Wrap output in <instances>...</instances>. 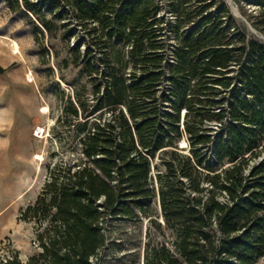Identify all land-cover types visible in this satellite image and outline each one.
<instances>
[{
    "label": "trees",
    "instance_id": "1",
    "mask_svg": "<svg viewBox=\"0 0 264 264\" xmlns=\"http://www.w3.org/2000/svg\"><path fill=\"white\" fill-rule=\"evenodd\" d=\"M4 1L46 32L45 17L60 20L59 5L69 7L94 25L103 68L96 84L98 70L84 60L95 104L70 106L82 121L80 158L54 166L18 217L47 225L26 264H91L108 220L140 217L165 232L163 242L145 244L142 264L264 258V42L247 30L264 36V0L254 15L238 7L245 25L220 0H166L173 66L160 40V0ZM153 200L158 213L148 210Z\"/></svg>",
    "mask_w": 264,
    "mask_h": 264
},
{
    "label": "rangeland",
    "instance_id": "2",
    "mask_svg": "<svg viewBox=\"0 0 264 264\" xmlns=\"http://www.w3.org/2000/svg\"><path fill=\"white\" fill-rule=\"evenodd\" d=\"M220 1L244 25L238 7L251 15L257 11L255 0ZM160 6V40L167 64L173 66L174 15L166 0H160ZM57 12L60 20L45 17L49 25L46 32L29 14L12 12L0 0V140L4 146L7 143L0 160V263L16 256L26 264L38 252L35 236L47 229L46 223L37 228L18 217L41 193L54 166H72L80 158L77 139L82 135L78 128L82 121L80 117L73 118L70 106L79 112L78 101L83 107L95 104L91 95L94 75L85 69L84 60H91L94 70H98L96 84L103 80V68L98 62L101 52L89 34L94 25L84 27V22L80 23L63 3ZM247 30L264 42V36L248 26ZM168 89V84L163 83L162 91ZM101 91L102 88L99 97ZM108 116L105 112L104 117ZM37 128L43 130L39 137H35ZM177 145L183 149L184 138ZM35 155L41 157L40 161ZM148 210L159 212L156 200ZM101 233L106 240L91 264H142L145 244L161 243L165 235L144 217L138 221L108 220ZM256 264H264V258Z\"/></svg>",
    "mask_w": 264,
    "mask_h": 264
},
{
    "label": "bare ground",
    "instance_id": "3",
    "mask_svg": "<svg viewBox=\"0 0 264 264\" xmlns=\"http://www.w3.org/2000/svg\"><path fill=\"white\" fill-rule=\"evenodd\" d=\"M46 110V108H42L41 109V111H45ZM38 133H40V134H43V130L41 129V128H37V134ZM183 144V143H182ZM34 158L36 159V160H39L40 161V159H41V157L39 156V155H35L34 156ZM39 171V167H38V165H36V172H38Z\"/></svg>",
    "mask_w": 264,
    "mask_h": 264
},
{
    "label": "crops",
    "instance_id": "4",
    "mask_svg": "<svg viewBox=\"0 0 264 264\" xmlns=\"http://www.w3.org/2000/svg\"><path fill=\"white\" fill-rule=\"evenodd\" d=\"M1 139H2V136H1ZM5 147H7V143H5V146H4L2 140H0V160L2 159V152Z\"/></svg>",
    "mask_w": 264,
    "mask_h": 264
},
{
    "label": "built area",
    "instance_id": "5",
    "mask_svg": "<svg viewBox=\"0 0 264 264\" xmlns=\"http://www.w3.org/2000/svg\"><path fill=\"white\" fill-rule=\"evenodd\" d=\"M35 137H39V134L35 133Z\"/></svg>",
    "mask_w": 264,
    "mask_h": 264
}]
</instances>
